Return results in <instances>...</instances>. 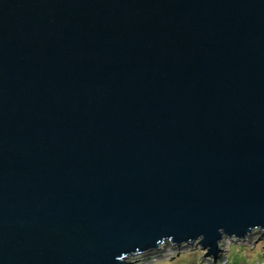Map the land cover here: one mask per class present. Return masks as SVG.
Wrapping results in <instances>:
<instances>
[{
  "label": "water",
  "instance_id": "water-1",
  "mask_svg": "<svg viewBox=\"0 0 264 264\" xmlns=\"http://www.w3.org/2000/svg\"><path fill=\"white\" fill-rule=\"evenodd\" d=\"M256 232L264 0H0V264Z\"/></svg>",
  "mask_w": 264,
  "mask_h": 264
},
{
  "label": "rangeland",
  "instance_id": "rangeland-1",
  "mask_svg": "<svg viewBox=\"0 0 264 264\" xmlns=\"http://www.w3.org/2000/svg\"><path fill=\"white\" fill-rule=\"evenodd\" d=\"M260 236L256 232L244 242L225 240L222 252L227 261L224 264H264V242L260 240ZM204 253L200 248L177 249L168 244L158 252L138 256L136 264H212V261L203 259Z\"/></svg>",
  "mask_w": 264,
  "mask_h": 264
},
{
  "label": "clouds",
  "instance_id": "clouds-1",
  "mask_svg": "<svg viewBox=\"0 0 264 264\" xmlns=\"http://www.w3.org/2000/svg\"><path fill=\"white\" fill-rule=\"evenodd\" d=\"M252 236V235H251ZM250 236V237H251ZM249 238V237H248ZM164 247V246H163ZM163 247H161L158 251H160ZM172 248H177L176 246H172ZM190 249V248H189ZM191 249H193V248H191ZM158 251H156V252H158ZM155 253V252H154ZM149 255V254H148ZM139 256H141V255H139Z\"/></svg>",
  "mask_w": 264,
  "mask_h": 264
},
{
  "label": "trees",
  "instance_id": "trees-1",
  "mask_svg": "<svg viewBox=\"0 0 264 264\" xmlns=\"http://www.w3.org/2000/svg\"><path fill=\"white\" fill-rule=\"evenodd\" d=\"M262 264V263H261Z\"/></svg>",
  "mask_w": 264,
  "mask_h": 264
}]
</instances>
